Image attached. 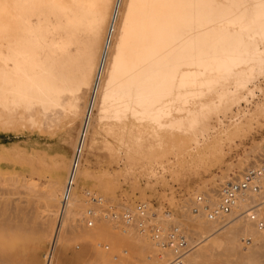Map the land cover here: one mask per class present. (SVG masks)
I'll list each match as a JSON object with an SVG mask.
<instances>
[{
	"label": "rangeland",
	"instance_id": "374dc122",
	"mask_svg": "<svg viewBox=\"0 0 264 264\" xmlns=\"http://www.w3.org/2000/svg\"><path fill=\"white\" fill-rule=\"evenodd\" d=\"M246 3L245 17L251 18L255 0H247ZM52 14L46 17L49 22L46 26L44 16H38L31 23L34 30L30 33L26 28L22 34L15 33L13 36L11 28L3 30L0 24V200L4 197L6 198L3 201L8 200L11 195L7 193H13L17 189L16 182H13L17 176L38 181L35 193L31 191L27 196L26 204L29 210L25 206V212L24 209L22 212H28L25 214L27 220L20 217V223L26 221L25 225L21 224L23 231L20 229V232H27L20 233L25 239L24 236L23 240L16 237L17 243L21 238L16 247L12 245L14 237L11 238L10 243L13 247L8 243L10 248L7 250L5 247L8 246L7 239L10 240L7 238L9 233L5 237V233L0 230L3 232L0 235L7 238L6 241L0 240L7 245L2 246L1 251L6 249L8 253H16L15 255L19 256L17 260L24 264L27 259L29 262L32 261V264L43 263V254L49 241L44 232L38 240L40 247L36 237L42 233L41 227V231L44 228V231H47L49 229L46 228H51L49 224L53 221L50 212L53 202L51 203L45 193L50 181L65 182L72 150L78 145L81 149V159L77 169L82 171V175L76 190L80 198H84L82 201L86 200L83 194L85 189L102 195L104 204L121 202L132 206L137 201H145L158 213L170 211L172 216L177 218L174 222L183 224L188 233L191 232L189 233L191 238L195 239L200 232L196 234L191 230L195 226V221L190 218L193 213L189 210L193 194L209 192L210 189L219 187L221 183L240 174L245 166H251L247 162L253 161L258 151V159L264 152V30L242 29L245 43L237 47L235 51L237 59L229 68L220 70L212 76H197L195 84L173 88L172 92L164 97L161 101L163 105L166 100H170L167 114L164 112L152 124L146 121L148 124L144 123V126L147 125L151 130L141 127L146 130L147 133H144L146 135L150 131V138L154 137L152 140L160 139L159 145L149 148H146V145H134L128 148L117 140L116 134L120 131L117 128L123 125L121 126L119 122L116 124L110 118L112 114L118 111L119 116L125 119L130 117L136 119L142 115L152 119L153 116L143 108H138L137 111L125 108L124 102L120 99L100 101L97 107H94L93 98L87 93L80 95L79 91L74 90L76 86L71 87L72 91L64 89L58 82V72L50 68V63L53 64L54 60L59 61L60 67L67 69L70 80L73 76L77 77L82 64V45L87 47V42H78L82 31L69 30L65 25L59 27L60 22L58 24L56 16ZM104 16V22L111 19L107 8H104ZM112 22L117 23L116 17L112 18ZM250 32L251 36L248 35ZM17 36L18 39L15 41L14 38ZM84 74L85 71L82 72V75ZM23 76L34 78L37 85L53 101L47 106L38 102L36 99L38 88L35 85L19 89ZM94 112L97 124L90 126V117ZM110 122L113 126L116 124L117 128L108 125ZM107 126L110 127L109 130L112 127L113 133H110L111 130L108 131ZM144 131L142 129V132ZM240 163L243 165L241 168L237 167ZM2 180L6 182L3 183ZM12 182L15 184H11ZM16 191L14 196L17 195ZM185 201H188V205ZM87 202H84L81 210L91 205L94 207V202ZM183 204L186 206L182 207ZM3 212L0 210V218L5 214ZM32 213L35 216L33 219ZM76 218L71 220L75 226L77 225L74 226L76 229L69 235V239L66 238L65 242H68L60 250L59 261L62 264H84L82 261L87 259L86 247L89 241L91 243V238L98 247L96 250L98 249L100 253L103 251L102 257L99 255L97 258L100 262L95 260L96 263H102L108 256L109 261L105 260L109 264H142L141 260L145 255L143 253H147L145 252L147 248L145 250L142 248L143 252H139L137 241L133 242L132 236L128 234V231L136 234L135 231L131 229L124 231L108 220L100 226L107 227L106 233L110 230L114 235L109 232L108 235L113 236L107 237L104 233L106 235L103 239L104 236L100 237L103 235L102 232V235L99 234L98 239L94 237V240L91 235L89 238L88 235L83 237L85 236L83 230H90V226L85 227L79 223V218L77 220ZM223 223L219 222V225ZM23 226H28V230ZM247 237L246 241L242 240L245 247L252 243V239ZM99 240L101 245L97 243ZM146 240L149 241V238ZM76 243L78 247L75 246ZM34 245L38 246L36 257L30 255L35 250ZM96 250L93 252V259L98 257H94ZM16 251H19L20 255ZM48 253L51 254V247ZM114 254L117 255L116 258ZM206 255L212 256L204 254V258ZM217 256L231 258L233 254ZM262 257L260 261L264 264ZM204 258L201 264H212L214 261L213 264H218L224 259L216 256L215 260L213 257ZM235 258L234 255L232 260L235 261ZM106 261L103 263L107 264Z\"/></svg>",
	"mask_w": 264,
	"mask_h": 264
},
{
	"label": "bare ground",
	"instance_id": "6f19581e",
	"mask_svg": "<svg viewBox=\"0 0 264 264\" xmlns=\"http://www.w3.org/2000/svg\"><path fill=\"white\" fill-rule=\"evenodd\" d=\"M246 1L247 0H0V24L3 26V30L7 27L11 28V32L13 30V34L11 35L13 36L15 33L16 35L22 34L21 32L26 28L30 33L34 30V26H32L31 23L34 22L38 16H44V26H46V24L49 23L46 17H48L50 13H53L52 15L56 16L58 24L60 22L59 27L65 25L69 30L82 31V35L78 38V42H87V47L82 45L83 56L80 74L77 77L73 76L70 80L67 69L60 67L59 61L54 60L52 62L53 64L50 63V68L58 72V82L68 91H72L71 87L76 86L74 90L79 91L80 95L87 93L93 98L94 107H97L100 101L120 99L124 102L125 108H131L134 111H137L138 108H143L145 112L150 113L153 116L152 119L147 118L146 115L139 116L136 119L131 117L125 119L121 118V116H119L120 113L118 114L117 111L114 112L110 118L114 120L116 124L117 122L121 123L123 127L117 128V125L115 124V127L111 125V122L108 124L114 128L120 129L116 134L117 140L127 147L146 145V148H149L154 145H159L161 140H152L151 138L154 137L150 138V131L146 135L144 134L147 133L146 130L144 131V128H142L144 131L142 132L141 127H145L144 123H147L146 121L152 124L154 120L160 118L161 114H164V112L167 114V106L170 104V100H166L163 105L161 101L164 97H167L172 92L173 88L195 84L197 82V76H212L220 70L229 68L237 59L235 53L237 47L245 43L242 37V29L250 28L251 30H264V0H255L252 7L253 16L251 18L245 17L247 11ZM104 8H107L110 13L111 19L108 22H104L103 20L105 18ZM114 17H116L117 23L112 22V18ZM251 34L250 32L248 35L251 36ZM14 39L16 41L18 36ZM18 45L20 46L19 42ZM192 65L194 67L191 68ZM42 71H45V69H42ZM83 71H85L84 75H82ZM20 82L21 85L18 86L19 89L31 88L34 85L38 88L36 99L43 106H47L53 101L42 91V88L37 85V81L34 78L23 76ZM89 123L90 126L97 124L95 112L90 117ZM151 124L149 123V125ZM108 127L109 126H107V128ZM109 128L108 131L111 130H109ZM145 128H147V125ZM148 129L151 130L150 128H147V130ZM111 131L110 133H113L114 130ZM168 131L166 130V132ZM169 134L171 136V133ZM155 138H157V136ZM258 156L259 151L258 155H255L253 161L247 162V164L258 165L262 155H260L259 159ZM239 165L237 166L239 168L243 166H241V163ZM81 175L82 171L77 169L73 190L63 210H60L59 206L60 194L64 182H60L59 180L50 181L48 190L46 193L44 191L51 203L53 202V208L50 210L53 221L50 223L51 225L49 224L51 228H46L49 229L50 232L49 230H47L48 233L44 231L45 228L41 231V227L40 232L42 233L38 236L36 235V242L40 246L38 240L45 232L44 235L51 244V264H62L59 261L60 250L65 246V243L68 242H65L66 238L69 239V235L77 226H75L71 220L82 216L87 209V207H84V210H81V207L84 206L83 204H85L87 200L82 201L84 198L81 199L76 190ZM5 182L6 181L3 183ZM13 182H16L17 185V187H15L17 188V191L15 190L17 195L15 194L16 196H14L15 191L13 193L9 191L10 193L7 194L11 196H7L8 200L5 199L6 201H3L6 197L0 200V210L1 212H5L4 215H2L4 212L1 214L0 230L5 233V237H7L9 233L7 238H10V240L3 238L1 235L0 240L6 241L7 239L8 244L14 237L12 245L17 247V244L19 241L21 242V238L24 236H21L20 233H27L20 232V229H22L21 224L25 225L24 223L26 222L20 223V217H22V220H27L25 214L28 212H22L25 206H27V210H29L26 204L28 203L27 196L31 191L34 192V189L37 188L36 182L38 181H34L32 178H27L25 176H17L16 180L14 179ZM13 182L11 184H13ZM39 186H41V184ZM13 187L11 190H13ZM218 188L219 187L209 190L212 200L216 198L215 194ZM195 191L197 192V189ZM44 193L42 194L44 195ZM12 195L16 198H13ZM262 195H264V193ZM100 197L101 199L104 198L102 195ZM262 200L261 206L257 207L256 213L258 216L264 218V198ZM187 202L186 205H188ZM245 204V202L239 201L238 207L243 208ZM96 205L97 204L94 206ZM183 206L184 204L182 207ZM185 211L187 212L186 208ZM22 214H24V216H22ZM158 215L162 216V218L173 219V221L177 220V218H175L174 215L172 216L171 212L167 210L158 213ZM31 217V219L35 217L33 213ZM102 217L104 216L98 215L94 220L93 227L90 226V230L84 229L83 232L85 236H82L86 237V235H88L89 238V235H91V237L97 238L102 234L103 235L100 237L107 234L106 236L108 237L111 231L108 230L109 232L106 233L107 230L105 228L107 227L104 228L100 226L103 222L108 221V219L106 220V218ZM190 218L195 221L194 229L191 230L196 234L197 232L200 233L195 239L192 238L194 247L187 253L185 264H201V262L204 261L202 260L204 254L212 255L211 257L206 255L207 257L204 259L208 257L212 259L213 257V260H215L214 256L220 258L217 256L219 254H227L228 256L233 254V258L221 256V258L223 257L224 259L220 260L218 264H263V262L261 263L260 261L262 260L260 257L264 255V228H259L255 222L249 217H246V215H239L238 212H234L230 214L227 220H225L224 223L222 222L223 224L221 225H219L218 221L207 218L204 213H193ZM28 226L23 227L28 230ZM84 226L86 227V225ZM3 232L0 233L3 234ZM111 233L114 235V232ZM129 233L130 236H132L131 240H134L133 242L137 241L136 246L140 253L143 252L141 251L142 248L143 250H145V248L148 249V251L147 249L145 250L147 253H143L145 255L141 260L142 264H151V262L148 261L151 260L149 258H153L152 261H159L157 256H151V254H154L152 250L155 248L152 241H147V237L144 235L138 233L131 234L132 232L128 231V234ZM189 233L191 234V232ZM16 237L17 239L21 237L18 243ZM246 237L250 238V240L252 239V243L247 247L242 245V240L246 241ZM23 238L25 239V236ZM104 238L105 236L103 239ZM100 242V240L97 241L98 245H101ZM4 243L0 241V264H20L21 261L17 260L19 256H16V253L11 254L6 251V249L8 250V248H10L11 243L10 245L8 244V246L6 244L4 245ZM36 245L33 246V248L35 247V250L32 251L33 253L30 254L34 257H36L38 250H36L38 247ZM2 246H7L5 247L6 249L4 248L5 251H1L3 250ZM96 248L98 247H96L95 242H93L91 238V243L89 241L86 247V249H88V256L85 254L87 259L85 260V256H81L85 261H82L84 264H95L96 261H99L97 258H99V255H101L103 251L100 253ZM94 250L97 252L94 257L98 256L95 259H93ZM17 253L20 255L19 251ZM234 255L236 256L235 261L232 260L234 259ZM22 256L23 255H21V257ZM107 258L109 259L108 256L105 257L106 260H108ZM105 259L103 260L104 262L106 261ZM27 260L26 264H32V261L29 262V259ZM103 261L100 264H106L103 263ZM108 261H106L107 264H109ZM214 262H212V264ZM42 264H44V262Z\"/></svg>",
	"mask_w": 264,
	"mask_h": 264
},
{
	"label": "built area",
	"instance_id": "2783aa9c",
	"mask_svg": "<svg viewBox=\"0 0 264 264\" xmlns=\"http://www.w3.org/2000/svg\"><path fill=\"white\" fill-rule=\"evenodd\" d=\"M68 170L62 192L60 194V210L70 198L75 184L76 170L81 159L80 145L76 146L71 153ZM258 165H251L244 168L240 174L231 180L221 183L211 199L209 192H199L194 195L189 203V210L192 213H204V215L218 222H224L234 212L239 215H246L255 224L264 227V218L256 213L257 207L261 206L264 198V152ZM86 200L94 202L96 206L87 207L84 214L79 218V223L91 226L98 215H104L113 222L116 227L127 231L131 229L138 234L144 235L152 241L154 254L159 261L148 260L151 264H185L187 253L194 247V241L190 238L187 229L177 221L168 220L158 215V211L149 206L145 201H137L130 206L121 202L104 204L101 197L85 189L83 191ZM239 201L245 202L243 208L238 207ZM51 244H48L43 254L44 264H51V255L48 253ZM76 247L79 245L76 243ZM108 247L106 243L105 248ZM117 257L116 254L113 255Z\"/></svg>",
	"mask_w": 264,
	"mask_h": 264
}]
</instances>
